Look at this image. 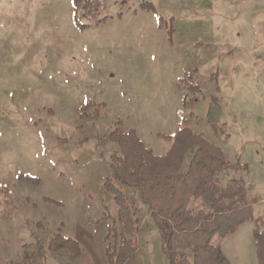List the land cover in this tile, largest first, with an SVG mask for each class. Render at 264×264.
<instances>
[{"label":"rangeland","instance_id":"obj_1","mask_svg":"<svg viewBox=\"0 0 264 264\" xmlns=\"http://www.w3.org/2000/svg\"><path fill=\"white\" fill-rule=\"evenodd\" d=\"M84 3L0 0V264L38 249L34 264L74 260L47 249L58 234L76 241L82 264H106L118 210L103 185L116 150L108 134L134 130L161 155L182 124L221 150L225 181L241 179L257 198L254 221L212 241L231 264H257L264 0ZM126 192L137 223L124 236L136 249L125 264H168L138 194Z\"/></svg>","mask_w":264,"mask_h":264},{"label":"trees","instance_id":"obj_2","mask_svg":"<svg viewBox=\"0 0 264 264\" xmlns=\"http://www.w3.org/2000/svg\"><path fill=\"white\" fill-rule=\"evenodd\" d=\"M82 1L88 8L89 0ZM107 141L116 150L109 157L110 176L103 185L118 210L104 240L106 264H125L135 255V246L124 238L137 223L128 207L132 203L126 191L131 189L159 233L168 264H231L212 241L254 221L253 205L258 200L241 179L224 180L231 164L219 148L185 124L178 127L161 155L144 145L134 130L115 129ZM116 223L119 233L114 229ZM253 239L257 264H264V233L256 228ZM46 247L51 252L68 251L74 260L80 257L76 241L59 234ZM40 253L38 249L36 256H26L19 264H34Z\"/></svg>","mask_w":264,"mask_h":264},{"label":"crops","instance_id":"obj_3","mask_svg":"<svg viewBox=\"0 0 264 264\" xmlns=\"http://www.w3.org/2000/svg\"><path fill=\"white\" fill-rule=\"evenodd\" d=\"M171 144V143H170ZM170 146V145H169ZM168 146V148H169ZM167 148V149H168ZM61 256L60 260H65L67 261L66 264H82L84 262V259H83V256L81 255L79 258L75 259V260H69L68 258V255L65 253H60L59 254ZM63 257V258H62ZM77 262V263H76ZM81 262V263H80ZM93 260L92 261H88L86 264H92Z\"/></svg>","mask_w":264,"mask_h":264}]
</instances>
